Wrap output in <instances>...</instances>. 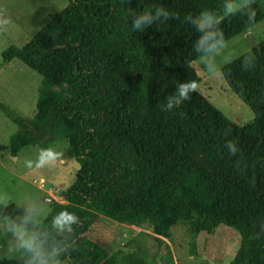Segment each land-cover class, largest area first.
<instances>
[{
  "label": "trees",
  "instance_id": "trees-1",
  "mask_svg": "<svg viewBox=\"0 0 264 264\" xmlns=\"http://www.w3.org/2000/svg\"><path fill=\"white\" fill-rule=\"evenodd\" d=\"M155 6L174 16L131 32L126 11ZM224 7L225 0H68L25 44L1 52L3 63L16 58L42 76L30 117L0 102L18 128L11 155L64 139L66 155L80 166L59 188L61 200L49 203V218L67 211L79 221L69 249L98 256L96 264H141L135 255L80 240L102 214L161 237L178 222L195 236L233 227L239 242L227 264H264V41L249 49L257 58L252 69L241 67L243 53L222 65L251 121L237 124L197 90L174 110H160L178 82L200 81L192 66L198 33L186 16L214 12L226 41L264 19V0H252L251 25ZM228 140L236 141V155ZM67 264H75L70 254Z\"/></svg>",
  "mask_w": 264,
  "mask_h": 264
},
{
  "label": "rangeland",
  "instance_id": "rangeland-1",
  "mask_svg": "<svg viewBox=\"0 0 264 264\" xmlns=\"http://www.w3.org/2000/svg\"><path fill=\"white\" fill-rule=\"evenodd\" d=\"M68 0H0V101L13 112L30 117L35 108L37 89L42 76L13 58L2 62L1 52L9 45L22 46L45 25ZM250 34L251 39L247 37ZM264 41V19L246 33H240L226 41L223 59L231 61ZM200 81L196 84L208 101L237 124L252 120L253 112L228 87L222 74L209 75L199 59L192 62ZM17 125L0 109V199L15 202L25 196L39 198L50 210V202L60 201V187L69 186L77 177L78 162L66 155L67 141L56 140L48 147L28 145L15 156L9 150V139L17 131ZM51 150L48 163L37 166L38 155ZM80 240L94 241L108 253L121 250L139 257L141 264H227L238 246L239 232L229 226L219 225L211 234L195 236L187 224L178 222L170 229L168 237L155 235L148 226L116 222L99 214L85 230ZM69 254L75 264H96L99 257L86 258L77 246H71Z\"/></svg>",
  "mask_w": 264,
  "mask_h": 264
},
{
  "label": "clouds",
  "instance_id": "clouds-1",
  "mask_svg": "<svg viewBox=\"0 0 264 264\" xmlns=\"http://www.w3.org/2000/svg\"><path fill=\"white\" fill-rule=\"evenodd\" d=\"M237 12L254 21L256 11L252 0H225V15ZM127 25L133 33L166 22L174 13L163 6L144 8L142 10L128 9L126 11ZM185 21L198 33L192 47L201 65L211 76L222 72L224 49L227 47L225 36L219 28V17L211 11H203L198 16L188 15ZM256 56L251 50L242 54L241 67L249 70L255 67ZM196 90L194 82H178L175 89L164 98L160 110L168 112L191 98ZM230 154L239 151L236 141H226ZM55 154L43 150L36 160L37 166L48 163V155ZM79 223L75 214L60 211L49 218L48 207L39 198L25 196L10 202L7 198L0 199V260L15 259L19 264H67L69 245L72 242L74 226Z\"/></svg>",
  "mask_w": 264,
  "mask_h": 264
},
{
  "label": "water",
  "instance_id": "water-1",
  "mask_svg": "<svg viewBox=\"0 0 264 264\" xmlns=\"http://www.w3.org/2000/svg\"><path fill=\"white\" fill-rule=\"evenodd\" d=\"M247 37H248L249 39H251V37H250V34H249V33L247 34ZM253 44H254V46H257V43H254V42H253Z\"/></svg>",
  "mask_w": 264,
  "mask_h": 264
},
{
  "label": "crops",
  "instance_id": "crops-1",
  "mask_svg": "<svg viewBox=\"0 0 264 264\" xmlns=\"http://www.w3.org/2000/svg\"><path fill=\"white\" fill-rule=\"evenodd\" d=\"M1 102V101H0ZM4 104V103H3ZM34 110H35V108H34ZM34 113V112H33ZM33 115V114H32Z\"/></svg>",
  "mask_w": 264,
  "mask_h": 264
}]
</instances>
